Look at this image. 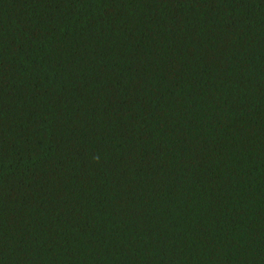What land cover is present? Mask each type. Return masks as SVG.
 <instances>
[{
  "label": "trees",
  "instance_id": "obj_1",
  "mask_svg": "<svg viewBox=\"0 0 264 264\" xmlns=\"http://www.w3.org/2000/svg\"><path fill=\"white\" fill-rule=\"evenodd\" d=\"M0 264H264V0H0Z\"/></svg>",
  "mask_w": 264,
  "mask_h": 264
}]
</instances>
